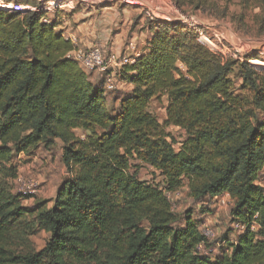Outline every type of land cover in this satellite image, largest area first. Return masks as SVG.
Returning <instances> with one entry per match:
<instances>
[{"label": "trees", "instance_id": "obj_1", "mask_svg": "<svg viewBox=\"0 0 264 264\" xmlns=\"http://www.w3.org/2000/svg\"><path fill=\"white\" fill-rule=\"evenodd\" d=\"M63 1L0 0V167L60 141L68 173L53 200L29 208L23 201L32 196L15 195L0 182V264H264L259 54L227 56L182 21L147 20V49L121 73L133 89L111 113L104 78L88 79L71 56L73 42L58 31ZM172 1L178 8L220 9L214 0ZM241 2L264 7V0ZM255 22L263 37L264 16ZM236 69L241 94L232 79ZM161 97L164 124L149 110ZM169 128L185 138L176 140ZM80 130L89 136L78 138ZM137 161L162 176L166 188L140 180L132 171ZM185 179L195 202L230 195L233 224L246 230L227 254L198 252L209 242L190 212L178 226L166 194ZM29 218L49 238L37 252L15 254L8 243L19 229H32Z\"/></svg>", "mask_w": 264, "mask_h": 264}, {"label": "rangeland", "instance_id": "obj_2", "mask_svg": "<svg viewBox=\"0 0 264 264\" xmlns=\"http://www.w3.org/2000/svg\"><path fill=\"white\" fill-rule=\"evenodd\" d=\"M218 11L212 7L196 11L191 7L178 8L172 0H64L59 8L62 11L60 21L62 26L58 31L63 32L65 38L73 36L76 49L85 50L98 48L106 56L113 54L126 61L133 52H127L132 43L136 51L141 50L147 37V20L158 18L166 21H182L199 34L202 42L212 49L221 51L227 56H244L248 52H256L259 59L254 65L260 74L264 73V36L257 35L256 18L264 16V7L256 4L249 9L244 8L241 0H214ZM5 0H1L3 3ZM53 11L50 13L52 18ZM225 13V16L223 14ZM242 19V20H241ZM138 48V50H137ZM183 69V66L180 65ZM88 76L94 78L97 84L101 80L98 73L86 71ZM234 88L241 94L242 81L236 69L232 75ZM120 87L106 94V105L111 113H115L119 101L124 94L132 89L128 83H120ZM167 98L154 99L149 107L150 112L162 123L166 118ZM176 140L185 138V132L177 128L167 130ZM78 138L86 139L88 132L76 131ZM12 166L13 170L7 171ZM133 172L138 173L142 181L152 183L162 189L166 188L164 179L152 168L133 163ZM0 167V182L15 195L32 196L23 201V205L33 207L37 202L51 201L62 182L68 177L63 162V144L57 141L55 145L46 149L40 145L29 154L16 156L10 165ZM263 187H264V182ZM189 182L174 191L167 192V197L174 213L178 216V226L186 220L190 212L191 218L198 223L204 231H209V245L205 249L217 257L227 254L230 245L234 244L238 232L233 228L231 210L233 201L230 196L223 194L218 199H205L195 202L189 195ZM25 222L31 224L32 220ZM24 227L19 229L8 243V249L15 254L41 250L49 238L45 231ZM36 229V230H35ZM230 244V245H229ZM207 245V244H206Z\"/></svg>", "mask_w": 264, "mask_h": 264}, {"label": "built area", "instance_id": "obj_3", "mask_svg": "<svg viewBox=\"0 0 264 264\" xmlns=\"http://www.w3.org/2000/svg\"><path fill=\"white\" fill-rule=\"evenodd\" d=\"M127 52H133V56H131L128 60L125 62L120 61L116 55H112L110 57L106 56L105 53L98 49V48H90L87 50H75V53L71 55L79 64V66L86 72L91 71L98 74L103 75L104 77V85L105 90L107 93H110L120 87V83L124 82L121 80V73L123 71V68L128 65L135 62V59L139 57V53L136 51V47L134 44H130L127 47ZM125 83V82H124ZM264 182V173L261 176V179L259 180V184L263 185ZM230 196L229 194H227ZM222 196V195H221ZM220 196L216 197L215 199H218ZM204 231H202V234L208 240V242L211 240L209 238L210 234L207 230L206 226L202 225ZM233 228L238 232L242 233L246 230V225L237 222L233 224ZM256 225L253 224L251 226V230H256ZM207 247L206 244H201L198 246V252L200 254L209 255L208 251L205 249Z\"/></svg>", "mask_w": 264, "mask_h": 264}, {"label": "crops", "instance_id": "obj_4", "mask_svg": "<svg viewBox=\"0 0 264 264\" xmlns=\"http://www.w3.org/2000/svg\"><path fill=\"white\" fill-rule=\"evenodd\" d=\"M147 34H148V33H147ZM64 36H65V35H64ZM68 37H69V38H67V39H70V40L73 42L74 46H75V45H76V42H75V40H74V37H73V36H68ZM148 42H149V35H147L145 41L143 42L142 47H141V50L139 51L138 48H137V50L139 51V52H138L139 54H141L142 52H144V51L147 49ZM136 47H137V46H136ZM89 49H90V48H89ZM75 50H77V49H76V46H75ZM75 50L71 53V55H73V54L75 53ZM85 50H87V49H85ZM131 56H133V54L130 55V57H131ZM87 76H88V74H87ZM100 76H101L102 78H104L103 75L100 74ZM102 78H101V80H102ZM88 79L94 83V78H93V76H92V79L88 76ZM94 84H95V83H94ZM97 84H98V83H97ZM131 87H132L131 89H133V86H131Z\"/></svg>", "mask_w": 264, "mask_h": 264}]
</instances>
